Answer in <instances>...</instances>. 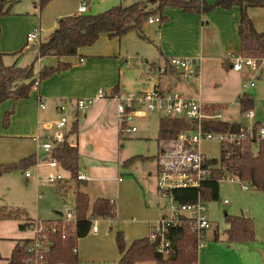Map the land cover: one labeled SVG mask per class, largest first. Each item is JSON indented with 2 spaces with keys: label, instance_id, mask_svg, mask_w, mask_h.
Wrapping results in <instances>:
<instances>
[{
  "label": "crops",
  "instance_id": "obj_1",
  "mask_svg": "<svg viewBox=\"0 0 264 264\" xmlns=\"http://www.w3.org/2000/svg\"><path fill=\"white\" fill-rule=\"evenodd\" d=\"M82 1L79 0V4L70 8L67 0H52L39 10L35 7L34 0L26 3H22V0H10L9 12L0 15V49L4 52V63L11 64L18 61L21 66H26L35 62L30 63L32 55L27 49L29 43L33 42H27V34L37 28L39 37L34 42L38 44L36 57L38 63L34 64L35 72L38 73L44 65L57 64L60 58L55 55L39 57V44L50 36L57 19L76 13ZM206 1L213 3L216 0ZM87 3L90 5V1ZM88 10L90 9L86 12ZM241 12L240 5L229 8L217 6L207 13L185 12L180 7H167L164 11L167 16L165 20L146 22L159 23L152 38L146 35L148 40L145 39L157 48L152 57L145 58L149 71L156 70L158 73L156 81L152 84V90L177 91L189 96H199L207 106L219 108L224 121L241 122L247 126H252L258 121H254L255 113L249 123L241 121L239 96L244 92L253 94L251 87L254 86L242 85L249 78V70L238 72L232 68L233 56L240 54L241 39L238 23ZM247 12L256 30L264 31V6L249 7ZM43 35L44 40H42ZM120 39L121 37L101 34L92 45L81 47L76 55L62 57L61 60L69 62V66L42 79L39 88L33 89L28 97L18 100L8 99L2 103L0 120L5 112L11 110L12 114L7 129H4L0 122V141H13L7 142L5 146L11 153L20 152L18 160L32 154L36 155V152L24 151L23 145H26L24 142L30 141L38 146L39 140L42 138L48 140L55 134L56 121L62 116L69 118L66 140L78 146L79 173L86 176L81 182L85 184L88 181L92 182L90 185L88 183L83 185L80 190L91 196V206L98 197H106L116 202L115 233L124 231L129 245L137 238L148 236L152 224L159 218L162 209L157 196L159 193L157 157L154 171L149 172V177H143V182L140 181L142 184L135 175V178H127L122 174L121 169L123 159L119 149L121 134L116 101L107 96L97 100L85 110L78 111L76 107L78 98L94 97L100 89L105 90L108 95L114 89L122 92L121 83L127 69V65L124 66L127 53L120 44ZM198 55H202L203 60L200 73L195 78L186 80L174 72L161 74L157 70V66L166 64L170 57ZM260 77L261 75H258L257 78ZM142 91L148 90L137 92ZM41 103L44 108L41 107ZM62 104L66 106L64 111L59 110ZM151 117H154L153 127L145 137L149 140H157L161 121L171 118L165 114L153 113L144 119L150 120ZM75 121L78 123L77 133H70ZM138 132L139 128L137 132L132 133V136ZM44 151L45 156L42 159L47 160L50 151ZM159 151L158 143L157 152ZM152 175L155 181L149 183L147 180H150ZM26 177L30 178L32 175ZM145 182L146 184H143ZM228 203L229 201L224 204ZM4 205L0 196V206ZM58 212V217L47 220L62 218L64 212L59 210ZM246 215L249 217V214ZM28 217L33 220L39 219L30 215ZM23 222V219L0 221V264H9L16 245L24 239L32 238L31 235L25 236V232L22 231L25 229L20 228ZM93 224H96L98 229L97 232L91 230L90 233L94 237H101L97 221ZM254 231V238L250 241L230 242L224 232L220 234V231L212 226L204 244L199 246L198 264H264V211L254 219ZM117 251L116 264L121 258L118 247ZM78 253L89 263L91 259L84 255L82 247ZM98 260L100 263L103 261L104 264L109 261L100 257ZM136 264L156 263L145 261Z\"/></svg>",
  "mask_w": 264,
  "mask_h": 264
},
{
  "label": "trees",
  "instance_id": "obj_2",
  "mask_svg": "<svg viewBox=\"0 0 264 264\" xmlns=\"http://www.w3.org/2000/svg\"><path fill=\"white\" fill-rule=\"evenodd\" d=\"M50 1L52 0H35L34 4L41 10ZM9 5L10 0H0V15L9 12ZM233 5H240L242 11L238 23L240 54L245 57L264 58V31L256 30L247 12L249 7L264 6V0H216L213 3L206 0H137L129 5L120 3L95 14L76 12L58 18L50 36L39 44V57L55 55L60 59L55 65H44L38 73L35 72L34 63L26 66H21L18 61L11 65L5 64L4 52L0 49V105L8 99L28 97L37 79L41 81L69 66V62L61 60L62 57L76 55L81 47L92 45L103 33L109 37H122L128 31L134 30L141 38L148 40L143 30L144 24L150 16H159L161 21L165 20L167 16L164 11L167 7H180L185 12L207 13L217 6L229 8ZM113 92L117 90L114 89ZM254 104L251 93L244 92L239 96L241 113L250 111ZM211 108L213 111L219 109L213 106ZM11 114V110L4 114V126L9 124ZM77 124V121L73 123L70 133H77ZM180 124L178 120H162L157 140L175 137ZM261 127L259 121L252 126L224 120L203 122L205 131L236 133L244 136L243 141L222 143L220 157L207 161L213 166L210 176L201 182L200 187L173 189L174 199L180 202H193L198 198L203 201L218 200L222 179L231 176L264 191V138L259 135ZM51 155L68 173L67 179L77 178L80 164L77 145L66 140L54 146ZM152 158L138 155L124 159L121 164L127 167L138 160L146 161ZM36 161V155L32 154L18 161L0 163V176L16 169H24ZM74 201L76 214L74 224L65 223L61 217L57 220L42 221L46 223L45 227L48 229L45 230L50 246L46 253L48 264H79L77 240L90 233L93 218L114 220L116 217V202L106 197H98L91 206L88 193L81 191L78 186L74 191ZM4 219H23L21 229L32 228L35 223L24 210L0 206V221ZM226 219L228 227L224 233L228 241L246 242L254 238V222L250 217L227 214ZM68 227L70 230L66 231L64 228ZM53 228L56 230L52 231ZM167 236L170 238V247L169 252L164 254L158 250L159 242L151 241L148 236L137 238L127 245L125 234L117 231L115 241L121 254L117 264H136L145 261H153L156 264H198V234L190 229L187 221L171 227ZM32 240L33 238H27L16 245L9 264H30L28 259L31 255L27 250V244Z\"/></svg>",
  "mask_w": 264,
  "mask_h": 264
},
{
  "label": "rangeland",
  "instance_id": "obj_3",
  "mask_svg": "<svg viewBox=\"0 0 264 264\" xmlns=\"http://www.w3.org/2000/svg\"><path fill=\"white\" fill-rule=\"evenodd\" d=\"M28 1L32 2V0H22V3H26ZM67 1L70 8H73L75 7V5L79 4V0L78 3L77 0ZM86 1H90V5L88 4L87 8L90 10H88L87 13L95 14L103 12L113 5H117L120 3H122L123 5H129L137 0ZM158 25L159 23L144 24V32L148 37H150V39L152 38V34L156 33ZM44 37L45 36L43 35L42 40H44ZM119 42L127 53V60H124V66L127 65V69L122 79L121 91H151L152 84L156 81L158 73L156 70L149 71L148 62L145 61V58L152 57V55L157 50L156 46L141 38L134 30L125 33L121 37ZM27 52L32 55V58H30V63L34 61V64H36V62L38 63V60H36L38 44H35V42L29 43ZM260 75L261 77L255 80L254 87H251V90L253 91L252 95L255 101L254 107L251 110L255 113L254 121L258 120L261 125L264 126V63L263 70ZM4 114L1 117L0 122L1 126L4 129H7L9 125H3ZM153 119L154 117H151L150 120L149 118L143 120H134V123L137 124L139 128L138 134L132 136L133 134H129L126 132L125 134L120 135L121 138L119 149L120 155L122 154L123 160L138 155L153 157L152 159H148L146 161L138 160L127 167H124L121 164L122 174H124L127 178L136 177L139 182H143V177H149V172L154 171L156 167L155 159L158 154L157 150L159 142L157 140H149L145 137V134H149L150 129L153 127ZM68 120L70 121L69 118ZM241 121L244 123H249L251 121L247 116V112L241 113ZM45 141H47L46 138H42L41 140H39L38 146L33 145L30 141L24 142V144H26L23 145L24 151H28L30 153L36 152V163L27 166L22 171L21 169H16L4 173L5 175L3 174L2 176H0V196L1 200L4 201V206H7V208L9 209L19 208L21 210H24L27 215L37 217L40 221L58 217V210L64 212L68 205H74V191L76 187L78 186L80 188L87 183L88 185L92 183L88 181L85 184V182H81L77 180V178L72 180L63 179L61 181L50 182V173L61 174L65 178L68 173L60 167L52 168L51 166H49L48 159H50V156L47 160L42 159L45 156V151L42 148V144ZM7 142L13 141H0V163L16 161L19 159V155H21L19 151L11 153L8 147L5 146ZM200 147L201 150L209 157H220L221 143L219 141H203ZM26 171H29L32 177L27 178L25 176ZM131 171L134 172V174ZM150 180L148 179L147 181L149 183L155 181L153 175L151 176ZM99 182L100 181H97V183ZM143 184H146V182ZM244 184L247 185V188L243 187ZM157 196L158 201L161 204L160 207L167 208L168 202L166 199H168V196H163V194L161 193H158ZM89 197L91 196L89 195ZM224 199H227L229 203H222ZM205 203L208 208V216L212 221L213 226L216 230L220 231V234H222L225 231V228L228 227V221L226 219L227 214H249V217L253 222L256 217L263 214L264 191L257 190L249 183L239 181L236 178H224L220 184L219 199L206 200ZM90 213L91 211H89V214ZM115 220L116 217L114 220L104 218L98 220V218H93V221H97L98 226L100 227L101 237L97 238L94 237L92 233H89L87 236L79 238L77 240V252L80 247H82L84 255L90 257L91 259L89 263H87L82 255L78 253L79 264H99V257L101 259H109V261H106L107 264H116L118 251L115 244ZM43 224L45 225L46 223ZM69 227L64 229L66 231H69ZM22 231L25 232V236L31 235V237H33L35 235V229L31 227H27ZM123 233L125 234L124 231ZM100 264H104L103 261Z\"/></svg>",
  "mask_w": 264,
  "mask_h": 264
},
{
  "label": "built area",
  "instance_id": "obj_4",
  "mask_svg": "<svg viewBox=\"0 0 264 264\" xmlns=\"http://www.w3.org/2000/svg\"><path fill=\"white\" fill-rule=\"evenodd\" d=\"M88 3L83 0L78 7V13H85ZM159 16H150L147 22H160ZM39 29H34L27 34V42L38 40ZM82 60V59H81ZM203 56H174L170 57L166 64L157 66L161 74L174 72L181 78L189 80L195 78L200 73V65ZM264 58L245 57L241 54L233 56L232 68L238 72L249 70V78L243 82V87L255 85V80L263 70ZM40 80L34 83V89H38ZM110 96L116 101L120 134L135 133L138 131L134 120H142L153 113L167 115L172 120H178L181 124L175 137L162 139L159 141L160 151L157 155V188L163 196H168V207L162 208L159 218L152 224L148 237L151 241L159 242L158 250L164 254L169 252L170 238L167 236L171 227L178 226L184 222L192 231L198 234V246L205 242L207 233L212 229V222L208 216V208L201 198L193 202H180L174 199L172 190L175 188H197L201 182L210 176L213 166L208 164L209 157L201 150L203 141H219L240 143L244 136L232 132H212L203 129V122L211 120H222L220 109L215 111L207 106L199 96H189L177 91H164L153 89L142 92H111L109 95L105 90L100 89L96 96L90 98H78L76 100L77 110L82 111L101 98ZM41 107L44 108L43 103ZM65 105H60L59 110L64 111ZM249 118L254 117L252 110L247 112ZM188 124H186L185 122ZM68 118L62 116L55 122L57 131L47 141L42 144V148L50 151L48 165L52 168L60 167L56 158L51 155V151L56 144H62L67 137ZM259 135L264 138V126L259 130ZM61 168V167H60ZM26 176L30 172L26 171ZM227 178H236L235 176ZM65 179L61 174L50 173L49 181L56 182ZM86 176L79 173L77 180H85ZM223 180V179H222ZM239 180V179H238ZM240 181V180H239ZM247 188V185H243ZM114 201V200H112ZM224 203L228 200L224 199ZM115 202V201H114ZM65 223L76 222L75 205H68L62 214ZM94 222V221H93ZM42 221L36 220L32 226L35 229L33 240L27 244L30 253L28 262L30 264H48L46 253L50 246L45 232L48 231ZM73 227V226H72ZM97 225L93 224L91 230L97 232ZM53 228L52 231H55Z\"/></svg>",
  "mask_w": 264,
  "mask_h": 264
}]
</instances>
